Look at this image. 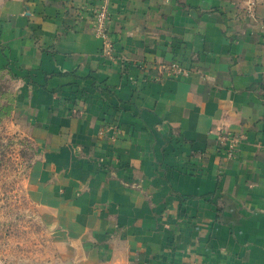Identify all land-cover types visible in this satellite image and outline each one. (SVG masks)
<instances>
[{
    "label": "crops",
    "instance_id": "1",
    "mask_svg": "<svg viewBox=\"0 0 264 264\" xmlns=\"http://www.w3.org/2000/svg\"><path fill=\"white\" fill-rule=\"evenodd\" d=\"M99 4L0 0L35 147L13 264H264V0H112V56Z\"/></svg>",
    "mask_w": 264,
    "mask_h": 264
},
{
    "label": "rangeland",
    "instance_id": "2",
    "mask_svg": "<svg viewBox=\"0 0 264 264\" xmlns=\"http://www.w3.org/2000/svg\"><path fill=\"white\" fill-rule=\"evenodd\" d=\"M9 80L8 75H2L0 89L15 95V83ZM0 102L7 104V101ZM14 111L0 124V150L4 152L0 165V258L5 264H13L19 252L29 251L28 236L33 228L26 179L35 147L32 140L15 129ZM37 245L35 242L34 246Z\"/></svg>",
    "mask_w": 264,
    "mask_h": 264
},
{
    "label": "built area",
    "instance_id": "3",
    "mask_svg": "<svg viewBox=\"0 0 264 264\" xmlns=\"http://www.w3.org/2000/svg\"><path fill=\"white\" fill-rule=\"evenodd\" d=\"M112 0H100V4L95 10L93 19V32L96 36L101 37L105 41V52L112 56L113 55V45L109 41L110 30V7ZM167 70L173 76L186 75L187 72L184 71L178 64L174 63L167 67ZM221 143L225 146L228 145L227 156L232 158L236 151L237 139L233 138L229 134H222L220 136ZM0 264H5L4 261L0 259Z\"/></svg>",
    "mask_w": 264,
    "mask_h": 264
},
{
    "label": "trees",
    "instance_id": "4",
    "mask_svg": "<svg viewBox=\"0 0 264 264\" xmlns=\"http://www.w3.org/2000/svg\"><path fill=\"white\" fill-rule=\"evenodd\" d=\"M2 75H8V77L10 78L9 81H14L15 75L13 74V72L9 69V68H4V69H0V78L2 77ZM7 101V104H4L2 102H0V124L3 118L9 116L15 109L16 107V96L13 95L12 93H10V91H2L0 89V101ZM1 137V136H0ZM1 148V145H0ZM4 155V152H1L0 150V165L2 162V156ZM31 166V165H30Z\"/></svg>",
    "mask_w": 264,
    "mask_h": 264
}]
</instances>
